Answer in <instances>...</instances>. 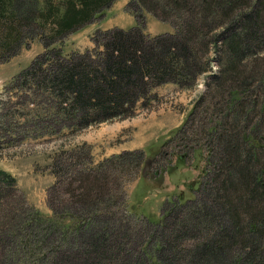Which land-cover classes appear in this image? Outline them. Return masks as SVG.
Wrapping results in <instances>:
<instances>
[{
    "label": "trees",
    "instance_id": "1",
    "mask_svg": "<svg viewBox=\"0 0 264 264\" xmlns=\"http://www.w3.org/2000/svg\"><path fill=\"white\" fill-rule=\"evenodd\" d=\"M112 1L0 0V51L34 37L42 46L3 85L0 145L129 116L164 82L202 77V91L154 151L93 161L81 142L52 156L49 214L17 200L0 168V264H264V0H127L134 24L95 27L90 48L62 53ZM143 11L171 30L144 31ZM188 154L203 159L191 198L168 200L157 220L126 209L116 170L132 164L144 177L162 155L170 172Z\"/></svg>",
    "mask_w": 264,
    "mask_h": 264
},
{
    "label": "rangeland",
    "instance_id": "2",
    "mask_svg": "<svg viewBox=\"0 0 264 264\" xmlns=\"http://www.w3.org/2000/svg\"><path fill=\"white\" fill-rule=\"evenodd\" d=\"M126 1L113 0L104 10L101 19L89 22L69 33L62 41V53L66 54L70 50L90 47L92 42L89 37L96 26L121 25L125 27L134 24L133 16L125 10ZM143 16V30L147 32L158 33L171 29L167 21L157 19L147 11H143ZM5 25H9V21L0 19V38L4 37L7 32ZM24 34L26 33L22 36ZM28 42L29 45H25L23 41L14 53L10 52L13 50L11 47L6 51H0V60L5 58L0 61V97L6 95L3 85L42 47L35 37ZM201 78L199 77L188 89L178 88L171 82L154 86L152 91L155 97L146 106L137 104L134 112L123 118L94 123L73 133L64 130L55 134L15 139L12 143L1 144L0 168L13 175L16 199H23L43 214H49L46 189L54 180L49 165L51 157L62 149L79 145L81 142L89 146L93 161L123 149L141 147L145 151H154L181 123L193 99L202 91ZM173 143L174 141L171 140L169 145H162L166 158H174L175 151L178 150ZM161 156H158L152 164L145 166L147 175L144 177L139 176V167L132 164L124 163L122 168L115 171L119 178H123L126 209L141 217L145 215L152 220L159 219L162 208L168 200L176 197L184 200L193 196L198 177H200L199 173L203 167L201 156L188 154L184 165L175 161L176 165L173 170L162 171L160 167L165 164V157L161 158ZM167 163L171 164L172 161ZM132 244L131 242V251L136 252L137 244L134 246ZM127 250H129L128 247ZM129 253L127 251L126 254ZM122 254L126 256L124 252L119 255L122 256ZM102 262L104 264L103 259Z\"/></svg>",
    "mask_w": 264,
    "mask_h": 264
},
{
    "label": "crops",
    "instance_id": "3",
    "mask_svg": "<svg viewBox=\"0 0 264 264\" xmlns=\"http://www.w3.org/2000/svg\"><path fill=\"white\" fill-rule=\"evenodd\" d=\"M109 27H110V26H109ZM100 28H107V27H104V26H103V27H100ZM149 33H152V32H149Z\"/></svg>",
    "mask_w": 264,
    "mask_h": 264
}]
</instances>
